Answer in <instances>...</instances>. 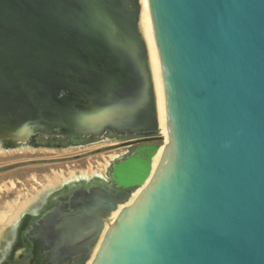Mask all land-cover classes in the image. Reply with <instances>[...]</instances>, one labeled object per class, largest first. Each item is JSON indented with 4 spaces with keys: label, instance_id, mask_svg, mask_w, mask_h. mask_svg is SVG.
<instances>
[{
    "label": "water",
    "instance_id": "1",
    "mask_svg": "<svg viewBox=\"0 0 264 264\" xmlns=\"http://www.w3.org/2000/svg\"><path fill=\"white\" fill-rule=\"evenodd\" d=\"M147 3L0 0V140L162 129L157 48L168 142L116 164L141 190L62 242L107 221L89 264H264V0Z\"/></svg>",
    "mask_w": 264,
    "mask_h": 264
},
{
    "label": "flooded vegetation",
    "instance_id": "2",
    "mask_svg": "<svg viewBox=\"0 0 264 264\" xmlns=\"http://www.w3.org/2000/svg\"><path fill=\"white\" fill-rule=\"evenodd\" d=\"M161 142L159 126L156 130L129 128L117 132L106 129L101 135L67 138L34 135L25 142L7 147L0 142L4 149L22 146L64 151L78 149L70 155V163H63L65 168L55 171L64 173L50 182L41 177L35 180V177L40 175H32V172H50L45 168H30L26 171L0 169V172H30L31 180L37 182V186L29 185L33 189L25 196L30 198L28 205L10 224L11 227L1 232L0 264H75L80 256L88 251H92V256L94 236L80 244H64L62 225L94 223V199L99 197L103 202L111 203L114 202L113 199L128 194L132 196L129 200L131 202L142 187L119 185L113 177L114 167L131 156L146 159L147 151L151 150L152 146L157 147L155 153L164 146ZM102 153L106 157H102L103 162L96 159L97 157L94 158L101 157ZM17 176L21 179L17 178L16 182L21 183L24 177L20 174ZM14 187L17 189V184H14ZM21 188L28 189L27 186ZM15 196L13 202L24 195ZM119 204L122 203L117 202V206ZM109 216L110 214L107 218ZM52 255L56 256L51 259Z\"/></svg>",
    "mask_w": 264,
    "mask_h": 264
},
{
    "label": "rangeland",
    "instance_id": "3",
    "mask_svg": "<svg viewBox=\"0 0 264 264\" xmlns=\"http://www.w3.org/2000/svg\"><path fill=\"white\" fill-rule=\"evenodd\" d=\"M160 134L162 135V145H165L168 141L166 139V136L164 134V130L160 129ZM78 149L73 150L76 152ZM73 151H64V150H57V149H45V148H28L26 146H22L19 148L14 149H4L0 145V169H16V170H27V169H48L50 172H32V175H40L35 177V180H38L39 177L42 179H45V181H52L56 180L60 175H62L64 172H55L59 169L65 168L64 162L70 163V160L72 157L70 156ZM97 157L99 161H102V157L106 158L105 155L102 153L100 156H94V158ZM32 158H35L34 160ZM29 159V160H28ZM103 162V161H102ZM23 164V166H21ZM98 166H101L98 164ZM38 173V174H36ZM39 173H44L45 175L42 176ZM20 174L24 179L21 183H17L16 179H21L20 176L17 175ZM42 181V180H39ZM30 182V183H29ZM32 182V183H31ZM42 183V182H41ZM14 184H17L18 188L16 189L14 187ZM36 185L34 181L30 178V172H0V232L2 231L4 226V220L2 219L3 216L10 212L12 209H14L17 205V202L21 199L25 198L26 195H28L29 190L33 189L29 185ZM21 186H27L26 188H21ZM26 191V192H24ZM16 195V196H15ZM24 195L21 198H18L13 202L15 197H20ZM14 204H13V203ZM5 230V229H4Z\"/></svg>",
    "mask_w": 264,
    "mask_h": 264
},
{
    "label": "bare ground",
    "instance_id": "4",
    "mask_svg": "<svg viewBox=\"0 0 264 264\" xmlns=\"http://www.w3.org/2000/svg\"><path fill=\"white\" fill-rule=\"evenodd\" d=\"M142 3H143V6L145 8V10L147 11V13L149 14V8H148V3H147V0H141ZM150 15V14H149ZM156 45V44H155ZM156 56H157V72H158V88H159V98H160V101H161V123H162V129L164 130V134L166 136V139L168 141V132H167V126H166V115H165V107H164V94H163V88H162V79H161V72H160V64H159V59H158V53H157V48H156ZM0 142L5 146H16L15 143H13L12 141H9V140H0ZM1 145V144H0ZM164 149V146L160 147L157 151V153L153 154V157L151 158V168L153 169L155 167V165L157 164L158 160H159V157L162 153ZM145 183H143L144 185ZM143 185L139 186V187H142ZM141 190V189H140ZM138 190V192L140 191ZM137 192V191H136ZM137 192V193H138ZM136 193V195H137ZM43 195V194H42ZM135 195V196H136ZM134 196V197H135ZM132 196L129 197V199L125 202V203H122V204H119L117 206V208L115 210H113L111 213H110V216L107 220H111L113 219L116 214L118 213L119 209L122 208L123 206H125L126 204L130 203L129 200ZM133 200V199H132ZM30 201V198H23L21 199L20 201L17 202V205L14 209H12L10 212L6 213L4 216H3V220H4V226H5V230L9 227H11V223L15 220V218L20 214V212L23 210V208H25L27 205H28V202ZM36 208V207H35ZM33 210V209H32ZM108 227V222L106 221L104 223V228L99 236V239L96 243V245L94 246V254L98 248V245H99V242L102 238V236L104 235V232L106 230V228ZM2 230V231H5V230ZM1 231V230H0ZM0 236H1V232H0ZM0 244H1V238H0ZM94 254L92 256H90V258L87 260V261H90Z\"/></svg>",
    "mask_w": 264,
    "mask_h": 264
}]
</instances>
